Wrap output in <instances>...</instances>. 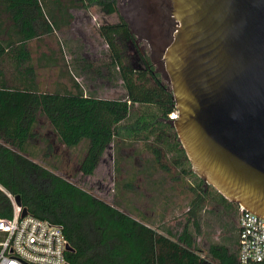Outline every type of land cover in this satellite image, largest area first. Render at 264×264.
<instances>
[{
    "label": "trees",
    "instance_id": "obj_1",
    "mask_svg": "<svg viewBox=\"0 0 264 264\" xmlns=\"http://www.w3.org/2000/svg\"><path fill=\"white\" fill-rule=\"evenodd\" d=\"M118 1L0 0V185L20 197L29 215L63 227L74 249L66 256L71 264H239L238 240L235 248L224 243L225 236L221 241L201 242L202 213L212 201L209 186L193 172L171 123L170 115L177 112L172 90L155 66L141 70L129 62V44L136 37L125 18L119 15L117 22L100 26L99 35L108 50L97 66L79 46L71 50L70 70L64 44L58 40L56 49L34 58L31 43L56 38L70 29L74 11L98 8L112 16L119 14ZM49 69H58V80L51 89H44L39 71ZM79 79L120 83L124 95L100 97L96 88L87 91ZM44 122L54 143L67 150L83 145L77 168L82 176H95L110 145L115 147L119 175H123L120 153L124 147L142 143L151 157L115 183L116 198L109 204L57 175L56 167L51 170L35 161L41 151L48 156L53 150L50 140L38 131ZM38 141L47 147L41 149ZM190 176L200 183L188 184ZM141 177L159 193L168 178L175 183L170 188L173 192L177 187L182 189L180 195L190 191L193 198L183 218L168 224L164 212L156 228H151L142 216L139 221L121 211L118 207L127 204L123 192L137 194L135 186ZM210 187L220 203L231 204ZM169 202L164 200V211ZM0 215H13L10 200L1 191ZM235 229L239 237V228Z\"/></svg>",
    "mask_w": 264,
    "mask_h": 264
},
{
    "label": "water",
    "instance_id": "obj_2",
    "mask_svg": "<svg viewBox=\"0 0 264 264\" xmlns=\"http://www.w3.org/2000/svg\"><path fill=\"white\" fill-rule=\"evenodd\" d=\"M173 3L171 123L206 187L264 218V0Z\"/></svg>",
    "mask_w": 264,
    "mask_h": 264
},
{
    "label": "rangeland",
    "instance_id": "obj_3",
    "mask_svg": "<svg viewBox=\"0 0 264 264\" xmlns=\"http://www.w3.org/2000/svg\"><path fill=\"white\" fill-rule=\"evenodd\" d=\"M119 1V14H114L112 16L103 14L98 8H93L88 11H74L75 20L70 29H64L61 33H57L56 38H46L42 43H31L30 47L34 52V58L40 56L42 53H48L49 49H56V41L58 40L64 44V50L66 51L65 61L67 65L72 66L73 61L71 58V50H75L79 46H82L85 50L84 52L87 54L86 57L88 61L94 62L95 66L99 65L101 59L104 58L103 52L108 50L107 45L99 35L100 26L105 23L117 22L119 20V15H122L130 24L125 13V10L127 9L125 5L129 4V1ZM131 29L137 33L139 45L142 48L148 49L146 39L140 38V33L137 32L135 25H131ZM170 45L168 44V46ZM168 46H166V49ZM68 56H70V59ZM128 58L130 64H132L134 68H137V65L135 64V52L131 44H129ZM150 60L155 63L156 71L161 74V79L164 84H166L171 90V83L163 58L157 55L151 57ZM39 74L42 88L44 89H51L53 83L58 80V69L41 70L39 71ZM79 81L87 91L96 88L98 96L100 97L117 99L124 95V90L120 83L114 85L103 79H99L94 83L87 81L86 79H79ZM43 125L44 126L38 131L42 136L45 135V137L50 140L53 144V150L48 156H44L41 151L39 158H36L35 161L51 170H54L53 167H56L58 169L55 170L57 175L69 180L76 186L109 204H113L116 198L117 192H115V183H118L120 179L128 178L127 174L130 173L133 166L141 167L145 164L146 160L151 157V153L142 143L124 147L120 153L124 160L121 165L123 175H119L116 170L115 161L117 160V155L115 147L114 145H110L105 156L101 160L95 176H82L77 172V168L78 159L83 156V145L74 150H67L63 146L54 143L55 138L49 132L50 129L47 123L45 124L44 122ZM37 144L41 149L47 147V144H44L41 141H38ZM187 166L188 165H186V167ZM171 172L172 174H175V168L172 167ZM159 175L162 174L159 173L156 178ZM187 183L195 185L200 183V181L196 177L190 176L187 178ZM173 184L175 183L168 178L165 186L161 188L162 193L160 192V194L158 188L157 190L152 189L144 177H141L140 181L137 182L135 186L137 194L126 191L123 192L127 204L124 207L119 206L118 208L121 211H126L127 214L139 221L142 220L141 214L145 213L146 209L149 208L152 211H150V216H152L154 222H156L158 221V209H162L164 200L167 198L170 201V209L167 213L168 218L166 222L168 224L176 222L183 218V214L189 210L188 204L193 198V194L186 190V193L183 192L184 194L180 195L179 193L182 191L181 187H177V192L175 193L170 190ZM207 191L210 193L212 201L206 206L207 209L202 213V219L205 223V231L210 233V236H212L214 241H220L225 235V237L228 238L224 243L231 248H235L238 240L235 224H238L240 216V210L236 208L238 205L230 202L231 204L236 205L232 208L231 204L220 203L216 191L210 186ZM201 242L205 243L204 239H202Z\"/></svg>",
    "mask_w": 264,
    "mask_h": 264
},
{
    "label": "built area",
    "instance_id": "obj_4",
    "mask_svg": "<svg viewBox=\"0 0 264 264\" xmlns=\"http://www.w3.org/2000/svg\"><path fill=\"white\" fill-rule=\"evenodd\" d=\"M170 119H177L176 112ZM10 200L13 215H0V264H71L63 227L31 215L22 217L23 208L1 185ZM239 264H264V218L240 208L238 220Z\"/></svg>",
    "mask_w": 264,
    "mask_h": 264
},
{
    "label": "flooded vegetation",
    "instance_id": "obj_5",
    "mask_svg": "<svg viewBox=\"0 0 264 264\" xmlns=\"http://www.w3.org/2000/svg\"><path fill=\"white\" fill-rule=\"evenodd\" d=\"M125 1H129V4L125 5L127 8L125 13L130 24L125 20L130 27L135 25L140 38L146 39L148 43V49L142 48L139 45L137 33L132 29L136 37L135 42L131 44L135 52L136 69L146 70L151 68V65L155 66V63L150 60L151 57L159 55L164 58L166 46L174 40V28L177 25L173 15L174 3L173 0Z\"/></svg>",
    "mask_w": 264,
    "mask_h": 264
},
{
    "label": "crops",
    "instance_id": "obj_6",
    "mask_svg": "<svg viewBox=\"0 0 264 264\" xmlns=\"http://www.w3.org/2000/svg\"><path fill=\"white\" fill-rule=\"evenodd\" d=\"M86 52H84V57L85 58H87L86 57ZM68 58L70 59V56H68ZM71 58H72V61H73V59H74V57L71 55ZM69 63V62H68ZM72 64H73V62H72ZM72 66L70 67V70H72ZM169 209H170V207L168 208V210L166 209V211H164L163 209H161V208H159L158 209V220H160V218H161V216L163 215V213L165 212L166 214V218H168V215H167V213H168V211H169ZM150 211H151V209H149V208H147L146 209V212L145 213H142L141 214V216H142V218H145L147 221H146V223L148 224V226L149 227H151V228H156V226L158 225V221H156V222H154V218L152 217V216H150ZM152 212V211H151ZM149 220H151V221H149ZM239 220V219H238ZM236 225V227H238V224H235ZM158 230V229H157ZM158 232L159 233H162L163 231H160V230H158ZM225 236V235H224ZM211 239V240H213V238H212V236H210V233H207L206 231L204 232V236H203V238H201V240L202 239H204V241H205V244L207 243V241H208V239ZM224 238V237H223ZM238 239H239V237H238ZM222 240V239H221ZM220 240V241H221Z\"/></svg>",
    "mask_w": 264,
    "mask_h": 264
}]
</instances>
